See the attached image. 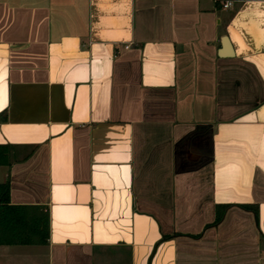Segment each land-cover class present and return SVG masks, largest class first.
Here are the masks:
<instances>
[{
  "label": "crops",
  "instance_id": "crops-1",
  "mask_svg": "<svg viewBox=\"0 0 264 264\" xmlns=\"http://www.w3.org/2000/svg\"><path fill=\"white\" fill-rule=\"evenodd\" d=\"M0 144V264H264V0H0Z\"/></svg>",
  "mask_w": 264,
  "mask_h": 264
},
{
  "label": "trees",
  "instance_id": "trees-1",
  "mask_svg": "<svg viewBox=\"0 0 264 264\" xmlns=\"http://www.w3.org/2000/svg\"><path fill=\"white\" fill-rule=\"evenodd\" d=\"M10 146L0 144V165H8ZM7 182L0 183V244L42 245L48 237V211L41 204H11ZM256 215V212L254 210ZM220 218L216 213L215 221Z\"/></svg>",
  "mask_w": 264,
  "mask_h": 264
},
{
  "label": "built area",
  "instance_id": "built-area-1",
  "mask_svg": "<svg viewBox=\"0 0 264 264\" xmlns=\"http://www.w3.org/2000/svg\"><path fill=\"white\" fill-rule=\"evenodd\" d=\"M228 4H229V2H227V3H223L222 5H223V6H226V5H228Z\"/></svg>",
  "mask_w": 264,
  "mask_h": 264
}]
</instances>
